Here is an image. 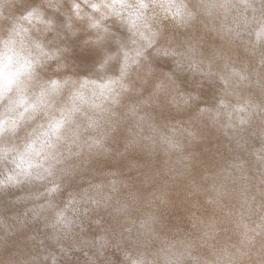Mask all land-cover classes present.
Returning <instances> with one entry per match:
<instances>
[{
    "label": "clouds",
    "instance_id": "clouds-1",
    "mask_svg": "<svg viewBox=\"0 0 264 264\" xmlns=\"http://www.w3.org/2000/svg\"><path fill=\"white\" fill-rule=\"evenodd\" d=\"M0 264H264V0H0Z\"/></svg>",
    "mask_w": 264,
    "mask_h": 264
}]
</instances>
